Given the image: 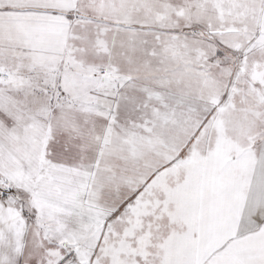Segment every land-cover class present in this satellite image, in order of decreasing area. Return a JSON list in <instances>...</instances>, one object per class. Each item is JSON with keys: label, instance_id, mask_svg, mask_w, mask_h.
Segmentation results:
<instances>
[{"label": "snow or ice", "instance_id": "snow-or-ice-1", "mask_svg": "<svg viewBox=\"0 0 264 264\" xmlns=\"http://www.w3.org/2000/svg\"><path fill=\"white\" fill-rule=\"evenodd\" d=\"M0 264H264V0H0Z\"/></svg>", "mask_w": 264, "mask_h": 264}]
</instances>
